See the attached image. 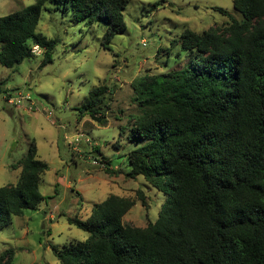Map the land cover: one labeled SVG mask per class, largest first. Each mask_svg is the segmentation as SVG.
Wrapping results in <instances>:
<instances>
[{
    "label": "trees",
    "instance_id": "trees-1",
    "mask_svg": "<svg viewBox=\"0 0 264 264\" xmlns=\"http://www.w3.org/2000/svg\"><path fill=\"white\" fill-rule=\"evenodd\" d=\"M47 1L69 6L77 21H104V47L126 29L129 0H36L0 15L2 66L34 56V43L43 47L42 65L52 59L58 38L37 30ZM232 2L240 19L213 6L228 20L184 29L172 41L179 66L130 83L139 111L129 136L140 145L125 154V174L165 194L158 217L146 227L126 223L135 201L109 194L86 219L69 218L88 235L54 248L60 264H264V0ZM107 91L92 88L81 114L100 120ZM14 166L17 180L0 185V226L44 198L39 182L49 165L34 140ZM139 200L146 205L141 192ZM0 264H15L11 249Z\"/></svg>",
    "mask_w": 264,
    "mask_h": 264
},
{
    "label": "rangeland",
    "instance_id": "rangeland-1",
    "mask_svg": "<svg viewBox=\"0 0 264 264\" xmlns=\"http://www.w3.org/2000/svg\"><path fill=\"white\" fill-rule=\"evenodd\" d=\"M35 1L0 0V15ZM213 6L240 19L232 0H129L123 12L126 29L104 47V21H77L69 6L45 2L37 30L58 38L52 59L42 65L41 53L12 67L0 64V185L17 180L20 167L14 165L31 140L37 156L49 165L39 182L40 204L0 226V260L11 249L15 264H60L54 248L88 235L69 218L86 219L92 205L109 194L135 201L124 222L146 227L155 221L165 194L142 175L125 174V154L140 145L129 136L139 111L130 83L146 72L177 66L179 60H173L179 42L172 41L184 29L200 32L223 25L228 17ZM99 85L108 91L98 110L100 120H95L81 113L88 92ZM8 93L20 94V101L10 102Z\"/></svg>",
    "mask_w": 264,
    "mask_h": 264
},
{
    "label": "built area",
    "instance_id": "built-area-1",
    "mask_svg": "<svg viewBox=\"0 0 264 264\" xmlns=\"http://www.w3.org/2000/svg\"><path fill=\"white\" fill-rule=\"evenodd\" d=\"M31 52L35 55L37 54H41L43 52V47L41 45H39L38 43H34L32 46H31ZM20 98H21V95L20 94H17L16 96H11L8 97V100L10 102H16L18 103L20 101ZM93 163L95 164H99L100 162H98L97 160H94Z\"/></svg>",
    "mask_w": 264,
    "mask_h": 264
},
{
    "label": "clouds",
    "instance_id": "clouds-1",
    "mask_svg": "<svg viewBox=\"0 0 264 264\" xmlns=\"http://www.w3.org/2000/svg\"><path fill=\"white\" fill-rule=\"evenodd\" d=\"M81 239H86V237L84 235H81Z\"/></svg>",
    "mask_w": 264,
    "mask_h": 264
}]
</instances>
